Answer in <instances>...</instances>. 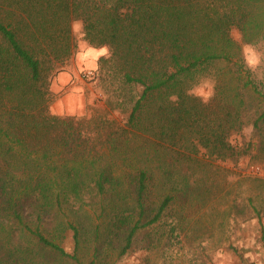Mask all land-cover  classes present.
<instances>
[{
  "label": "trees",
  "instance_id": "16d2710c",
  "mask_svg": "<svg viewBox=\"0 0 264 264\" xmlns=\"http://www.w3.org/2000/svg\"><path fill=\"white\" fill-rule=\"evenodd\" d=\"M74 18L114 49L101 64L115 99L90 121L47 114ZM258 41L264 0H0V264H109L161 223L195 163L264 161V80L240 47ZM207 74L217 87L204 105L184 90ZM248 123L254 142L236 151L225 137ZM155 168L166 186L157 205Z\"/></svg>",
  "mask_w": 264,
  "mask_h": 264
},
{
  "label": "rangeland",
  "instance_id": "374dc122",
  "mask_svg": "<svg viewBox=\"0 0 264 264\" xmlns=\"http://www.w3.org/2000/svg\"><path fill=\"white\" fill-rule=\"evenodd\" d=\"M231 35L238 40L237 29L233 28ZM192 170L194 177L187 190L175 193L161 223L137 233L127 254L141 251V264H212L209 248L225 242V250L239 256L226 235L229 217L247 219L254 212L264 220V161L249 157L236 162L208 158L195 163ZM228 177L238 179L229 183ZM162 183L160 171L155 168L148 186V203L159 204L166 188ZM204 240L210 241L207 248L201 246ZM66 246L71 248V243ZM121 257L112 253L109 264H118ZM240 264L247 262L241 260Z\"/></svg>",
  "mask_w": 264,
  "mask_h": 264
},
{
  "label": "clouds",
  "instance_id": "9594fccd",
  "mask_svg": "<svg viewBox=\"0 0 264 264\" xmlns=\"http://www.w3.org/2000/svg\"><path fill=\"white\" fill-rule=\"evenodd\" d=\"M112 7L111 3L106 5ZM70 34L73 40V49L69 53L68 61L53 67L48 76L47 86V114L57 119H72L76 122L92 120L93 109L97 102L114 100L112 93L106 90L105 80L107 71L102 66L101 60L111 61L114 49L108 43H96L89 39L85 23L80 18L70 22ZM242 39V37H237ZM241 56L246 69L256 77L264 80V42L241 43ZM217 81L214 75H200L189 82L185 88L186 96L197 98L201 104L207 105L216 96ZM172 103H178L179 97L173 93L168 97ZM251 123L242 124L238 131L231 132L225 137L226 143L235 149L241 150L246 143L254 142ZM236 177H228L229 183H235ZM261 220L254 212L247 219L230 216L226 235L232 247L240 253L236 256L232 251H226L227 242L215 249L209 248L212 264H264V241L260 239ZM209 240L201 241L202 247H208ZM71 254L70 247L65 249ZM141 251L137 250L131 255L127 253L121 257L118 264H141ZM190 258V254H189Z\"/></svg>",
  "mask_w": 264,
  "mask_h": 264
}]
</instances>
